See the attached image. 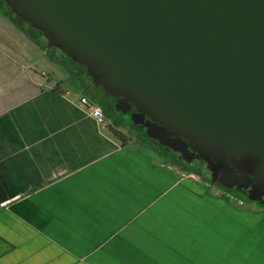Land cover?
Returning <instances> with one entry per match:
<instances>
[{
	"label": "crops",
	"instance_id": "crops-1",
	"mask_svg": "<svg viewBox=\"0 0 264 264\" xmlns=\"http://www.w3.org/2000/svg\"><path fill=\"white\" fill-rule=\"evenodd\" d=\"M42 84L0 90V264H264V218L168 195L191 181L146 201V156Z\"/></svg>",
	"mask_w": 264,
	"mask_h": 264
},
{
	"label": "water",
	"instance_id": "water-1",
	"mask_svg": "<svg viewBox=\"0 0 264 264\" xmlns=\"http://www.w3.org/2000/svg\"><path fill=\"white\" fill-rule=\"evenodd\" d=\"M6 2L148 138L264 184V0Z\"/></svg>",
	"mask_w": 264,
	"mask_h": 264
},
{
	"label": "rangeland",
	"instance_id": "rangeland-1",
	"mask_svg": "<svg viewBox=\"0 0 264 264\" xmlns=\"http://www.w3.org/2000/svg\"><path fill=\"white\" fill-rule=\"evenodd\" d=\"M4 17L0 13V80L5 79L6 83H3V86L0 90L14 89V96L10 97V101H3V105L10 104L11 102L22 98V93L35 92L38 90L36 83L42 82L43 87L46 85L48 87L55 88L58 83L66 80L65 77L70 76V71L65 70L61 64L56 63L54 60H50L43 53L35 43L27 40V38L21 33V31L16 27L13 22ZM16 61L18 67L11 64V61ZM6 65H10L6 67ZM72 67L71 65L69 66ZM20 71L22 74H19ZM62 88L67 91V97L71 100L79 101V98L82 94V90L76 88L75 83L71 81L64 82ZM94 93L93 91H90ZM102 91H100L101 93ZM99 94V91H97ZM127 116L123 117L126 119ZM106 124H109L106 121ZM104 126V123L100 124ZM103 126H100V131L102 133L108 134L111 138L112 136ZM125 135L129 134L132 142L128 147L134 149L133 151H138L139 153L146 156V164L150 166L146 176V190L151 192H146V201L155 198L159 189L166 188L168 186H173L175 184L180 185V187H190L187 184L188 181H191L194 186L190 187V192L186 193L183 191L173 189L168 195L172 198L179 197L180 199L190 198L195 201H206L209 200V206H219V202L215 200H220L223 202L222 210L226 212V215H235L242 214V223L245 221V216L249 217V214L256 215L254 212L256 210L253 207L245 205H240V200L233 195H228L215 187H206L203 181L195 179L194 176H189L185 171H182L178 166H172L170 164H163L150 153H147L144 149L136 147L134 145L133 134L130 135L127 128L120 129ZM113 139V138H112ZM114 140V139H113ZM118 145L120 143L114 140ZM135 152V153H138ZM162 187V188H161ZM189 189V188H188ZM214 200V201H213ZM253 212V213H249ZM258 216V215H257ZM241 223V224H242ZM242 228L246 230L245 223L242 224ZM243 237L246 235L245 232L241 231Z\"/></svg>",
	"mask_w": 264,
	"mask_h": 264
},
{
	"label": "flooded vegetation",
	"instance_id": "flooded-vegetation-1",
	"mask_svg": "<svg viewBox=\"0 0 264 264\" xmlns=\"http://www.w3.org/2000/svg\"><path fill=\"white\" fill-rule=\"evenodd\" d=\"M0 13L13 24L16 25V27L21 31V33L27 38V40L32 41L34 44L33 39L36 37L38 42L45 46V49L43 53L51 52L53 54H59L63 53V51L55 46L49 47V41L47 37L43 35L41 31H36L35 28L31 27V25L27 22H23L19 17L16 16V14L13 12L11 7L8 5L6 0H0ZM42 40V41H41ZM48 50V51H47ZM85 76H83L84 85L86 86L85 89L82 90V93L85 91H93L97 92L98 94V100L105 102L110 107H113L117 110L116 106L120 102L121 98H112L107 96L101 87L97 86L95 84V75L92 73H88L85 69ZM100 91H102L100 93ZM123 107V106H122ZM119 113L122 114L120 117L121 120L123 119L124 122H126V128L128 129V123L132 125L134 130L128 129L129 133L133 134L134 140L137 139L136 133H140L143 135H146V129L143 128L141 125H134L131 122V115L136 112V110L133 108L131 112H124L121 110H117ZM126 117L124 119L123 117ZM147 137V135H146ZM174 137V136H172ZM150 139V138H149ZM155 143L156 145L162 146L158 141L150 139ZM164 147V146H162ZM165 149H168L174 156L177 157L181 162L185 163L186 166L190 168V170L197 173V175L188 174L189 176H194L195 179L201 180L204 179L206 181L205 186L206 187H215L218 188L221 192L233 195L237 199L240 200V205L247 204L250 207H253L256 212H254L256 215L261 216L264 218V184L259 183L256 180H254L252 177L247 176L239 171H237L233 166L230 165H223L220 161L216 160H210L207 157H205L200 150H196L192 148L190 145H188V151L193 154V158H191L189 161H183L181 160L180 154L173 152L167 147H164ZM207 159V160H206ZM230 168L232 170V174H229L226 172V169ZM224 185V186H222ZM229 187V188H225ZM253 213V212H249Z\"/></svg>",
	"mask_w": 264,
	"mask_h": 264
},
{
	"label": "trees",
	"instance_id": "trees-1",
	"mask_svg": "<svg viewBox=\"0 0 264 264\" xmlns=\"http://www.w3.org/2000/svg\"><path fill=\"white\" fill-rule=\"evenodd\" d=\"M36 30V29H35ZM38 31V30H36ZM34 43L42 49V51L46 50L45 46L42 45V42L39 43L37 38L35 37L33 39ZM42 41V40H41ZM48 51V50H47ZM45 56H49L48 58L50 60H54L56 63L61 64V66L65 69L70 71V76L65 77L66 80L63 82L58 83L55 88L62 87L61 85L64 82L71 81L75 83L76 88H79L81 90L85 89L86 86L83 84V76L85 73L84 67H78L72 62V59L66 54V53H59V54H53L51 52H46ZM72 66L71 68L69 66ZM81 96H86L89 101L92 104H95L102 108V111L104 113V127L108 131V133L112 136V138L120 143L121 147H127L132 142L131 137H129V134L125 135L120 129L126 128V122L121 120L122 114L119 113L116 109L113 107H110L105 102L98 100V94L97 92L91 93L89 91H85L82 93ZM106 121L109 122V124H106ZM128 129L134 130L132 125L128 123ZM131 135V133H130ZM137 139L134 140V145L136 147H140L141 149H144L147 153L153 154L159 162H162L163 164H170L172 166H178L182 171H185L187 174L197 175L194 171L190 170L188 166L185 165V163L181 162L179 159H177L176 156H174L168 149H165L164 147L160 145H156L151 141L146 135L136 133ZM133 143V142H132ZM203 183H206L204 179Z\"/></svg>",
	"mask_w": 264,
	"mask_h": 264
},
{
	"label": "built area",
	"instance_id": "built-area-1",
	"mask_svg": "<svg viewBox=\"0 0 264 264\" xmlns=\"http://www.w3.org/2000/svg\"><path fill=\"white\" fill-rule=\"evenodd\" d=\"M77 106L85 109L87 116L98 124L103 123L104 113L102 111V108L95 104H92L86 96H81L79 98Z\"/></svg>",
	"mask_w": 264,
	"mask_h": 264
}]
</instances>
